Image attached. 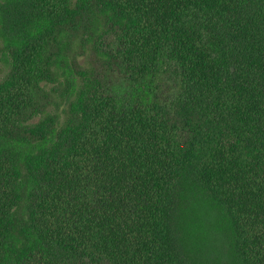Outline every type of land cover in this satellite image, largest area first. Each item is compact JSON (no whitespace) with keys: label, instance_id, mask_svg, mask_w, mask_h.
I'll return each instance as SVG.
<instances>
[{"label":"trees","instance_id":"16d2710c","mask_svg":"<svg viewBox=\"0 0 264 264\" xmlns=\"http://www.w3.org/2000/svg\"><path fill=\"white\" fill-rule=\"evenodd\" d=\"M8 17L0 264H264V0H0ZM70 29L100 60L63 69L61 122L41 100Z\"/></svg>","mask_w":264,"mask_h":264},{"label":"rangeland","instance_id":"374dc122","mask_svg":"<svg viewBox=\"0 0 264 264\" xmlns=\"http://www.w3.org/2000/svg\"><path fill=\"white\" fill-rule=\"evenodd\" d=\"M20 19H0V53L2 57H9L13 52V48L10 46V38L12 37L13 29H16L19 25ZM8 33H11L8 35ZM96 37L93 35H87L80 31H72L71 29L61 36L58 45H53L51 51L52 56V69L54 74H49L51 83L43 91V98L41 100L42 105L46 106V113L48 118H53L56 113L61 116V122L64 120V111L69 107V91L72 87L68 81H66L62 75L63 69L68 72L93 70L98 66L100 58H98L97 47H95ZM11 42H13L11 40ZM105 56L103 57V59ZM68 65L69 69L66 68ZM2 69L7 71L5 62L2 64ZM83 73V72H82ZM121 75L116 72L113 73L109 82L110 88L115 93L120 95L125 91V84L120 77ZM58 79L60 82L58 83ZM55 89V90H54ZM71 92V91H70ZM38 119H35V122Z\"/></svg>","mask_w":264,"mask_h":264}]
</instances>
